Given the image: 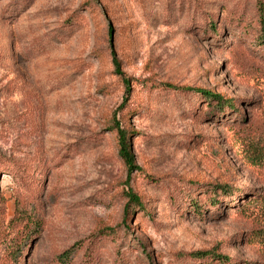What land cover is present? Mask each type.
Listing matches in <instances>:
<instances>
[{"label":"rangeland","instance_id":"374dc122","mask_svg":"<svg viewBox=\"0 0 264 264\" xmlns=\"http://www.w3.org/2000/svg\"><path fill=\"white\" fill-rule=\"evenodd\" d=\"M261 12L264 0H0V264L264 262V212L243 205L264 195ZM212 184L233 193L211 204ZM127 195L147 212L126 217ZM17 199L39 232L11 224ZM200 250L228 261L187 256Z\"/></svg>","mask_w":264,"mask_h":264},{"label":"trees","instance_id":"16d2710c","mask_svg":"<svg viewBox=\"0 0 264 264\" xmlns=\"http://www.w3.org/2000/svg\"><path fill=\"white\" fill-rule=\"evenodd\" d=\"M209 30L212 33H215L216 29H215V24L214 22H212L209 26H208ZM256 33H257V43L259 46H262L264 48V13L261 12L260 13V17L258 19V23H257V28H256ZM167 86L170 89H173L175 91H179V92H192L194 94H198L204 101V103L206 105H218L220 106L219 111H225V109H234L235 107V102H233V100L231 99H223L222 95L213 92L211 90L208 89H204V88H195V87H189V86H176L173 84H167ZM111 131H114L116 133V137H117V146H118V153L121 156V158L124 160V163L127 165V167H135V169H137V167L135 166V162H134V155L132 153V149H131V141L129 140L132 132L131 130H126L125 128H119V124L117 121L113 120V125L112 128H110ZM9 164H5V170L9 171V172H15V171H11L12 169L9 168ZM19 178V177H17ZM227 191V192H226ZM178 192L180 193V195L182 197H186L188 195V199H187V203L189 206L190 211L195 215V212L199 213L200 212V203L197 200V198H195V194L193 192H190L189 194H187L186 192H184V190H178ZM211 193H213L214 195L211 196ZM231 193H233L230 188L228 187V185H223V186H219L212 184L209 187H206L205 190L203 191V194H210V196H205L207 201H211V204H214L215 202L213 201H217V196L221 195V194H225V195H230ZM128 202L126 204V211H125V215L126 217L128 216L131 217L133 212L135 213L136 211H139L141 213H146L147 211L145 210L146 207L144 205V203L136 197H130L128 196ZM247 204H243L244 207L246 208L245 212H247L250 208H254L255 210H259L264 212V195L260 196L258 198L257 197H249L247 202ZM14 219L13 221H11V224H16V225H20V224H30L33 226V230L36 232H39L40 230V221L38 218H35L34 216H32L30 213H28L24 208L22 203L19 202V200L17 199L15 202V216H13ZM264 243V240H263ZM76 247L75 245H72L70 248L62 251L59 255H57V260L62 262L65 261L66 259H68L70 257V255L73 253V248ZM187 256L195 259H204V258H211L212 260H217L221 263H225L226 261H228V257L225 255H220L218 253L213 252L212 250H200V251H193V252H189L187 254ZM248 264H264V262H260V263H253V262H249Z\"/></svg>","mask_w":264,"mask_h":264}]
</instances>
